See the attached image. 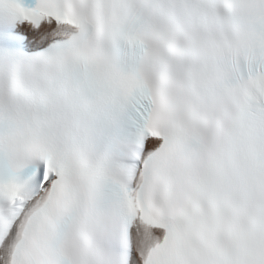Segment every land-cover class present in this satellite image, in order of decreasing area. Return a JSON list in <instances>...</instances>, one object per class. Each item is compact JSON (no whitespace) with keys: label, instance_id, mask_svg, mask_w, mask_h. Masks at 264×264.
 <instances>
[{"label":"snow or ice","instance_id":"obj_1","mask_svg":"<svg viewBox=\"0 0 264 264\" xmlns=\"http://www.w3.org/2000/svg\"><path fill=\"white\" fill-rule=\"evenodd\" d=\"M0 264H264V0H0Z\"/></svg>","mask_w":264,"mask_h":264}]
</instances>
